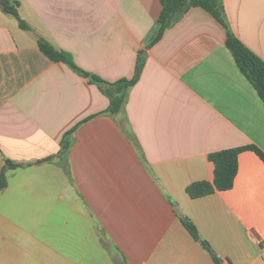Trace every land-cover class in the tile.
Here are the masks:
<instances>
[{
    "label": "crops",
    "instance_id": "1",
    "mask_svg": "<svg viewBox=\"0 0 264 264\" xmlns=\"http://www.w3.org/2000/svg\"><path fill=\"white\" fill-rule=\"evenodd\" d=\"M0 8V264H264V163L238 155L233 187L212 183L208 154L264 155V104L226 47V30L191 8L145 48L160 0H9ZM230 32L264 63V0H221ZM42 39L106 82L145 61L122 115ZM69 148L62 142L71 130ZM6 161L19 165L9 168Z\"/></svg>",
    "mask_w": 264,
    "mask_h": 264
},
{
    "label": "trees",
    "instance_id": "2",
    "mask_svg": "<svg viewBox=\"0 0 264 264\" xmlns=\"http://www.w3.org/2000/svg\"><path fill=\"white\" fill-rule=\"evenodd\" d=\"M161 11L155 22V25L147 37L145 48H149L157 43L164 31L177 21L191 8H201L211 15L226 30V47L231 53L237 68L245 79L253 86L258 97L264 104V63L254 53L247 49L235 36L230 32L226 20L221 0H160ZM0 8L3 12L14 17L21 29L28 30L29 27L20 19L16 8L9 0H0ZM39 49L49 59L54 62H61L71 68L78 75L87 78L90 84L95 85L99 91L108 99V107L103 112L111 117L122 115L127 100V94L133 87L142 72L145 52L139 51L136 57L134 74L130 79H121L116 82H106L96 75L86 73L80 70L72 61L71 56L65 52L57 51L42 39L38 40ZM76 128L65 135L62 142L63 151L69 148V136ZM245 150L254 152L264 163V155L255 147L248 146L237 149L223 150L208 154L207 160L212 166L213 179L209 182H196L186 188L187 195L192 198H201L211 195L215 192L228 191L233 187L234 180L238 170V155ZM9 168H17L19 165L6 161ZM6 186L4 172L1 173L0 191ZM183 227L189 235L200 244L212 260L219 264V260L214 255L209 244L201 239L194 225L187 219L181 218Z\"/></svg>",
    "mask_w": 264,
    "mask_h": 264
},
{
    "label": "built area",
    "instance_id": "3",
    "mask_svg": "<svg viewBox=\"0 0 264 264\" xmlns=\"http://www.w3.org/2000/svg\"><path fill=\"white\" fill-rule=\"evenodd\" d=\"M257 242L261 251V255L264 258V232L257 234Z\"/></svg>",
    "mask_w": 264,
    "mask_h": 264
}]
</instances>
